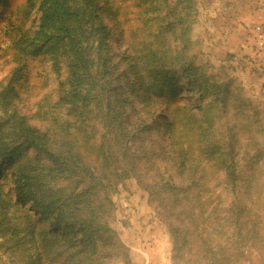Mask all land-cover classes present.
<instances>
[{"label":"rangeland","instance_id":"374dc122","mask_svg":"<svg viewBox=\"0 0 264 264\" xmlns=\"http://www.w3.org/2000/svg\"><path fill=\"white\" fill-rule=\"evenodd\" d=\"M150 1H114L118 14L107 19L112 53L116 61H122L126 49L123 32L126 42H139L138 33L162 32L160 39L163 36L165 41L160 46L170 48L174 57L177 95L172 97L169 90L155 94L148 113L160 116L170 105L182 117L186 118L184 106L196 116L190 120L193 135L185 150L189 157L186 169L167 160L166 125L157 126L151 136H144L145 141L139 138L132 145L136 157L131 175L109 190L111 225L121 249L128 252L131 264H264V45L255 31L257 23H264V0H252L241 17L233 0H210L209 4L195 0L191 13L187 9L189 15L183 9L184 1L155 0V7ZM24 2L3 0L0 9ZM182 15L186 18L181 23L177 19ZM39 16L33 12L27 25H37ZM152 17L155 24L147 22ZM170 20L174 23L167 30L165 24ZM1 25L0 84L12 80L14 103L29 118L39 99H45L46 109L55 111L58 85L51 64L43 57L31 58L14 77L13 54L4 51L6 37ZM188 61L200 69L184 68ZM121 67L128 70L126 64ZM189 79H195V84ZM56 111L63 117L69 115L66 107ZM176 127L184 140L182 126ZM205 127V134L198 135ZM135 129L128 125L130 136ZM144 142L150 148L145 149ZM151 146L158 153L156 164L146 158L150 153L143 152H151ZM218 151L225 153L219 171L212 166ZM21 153L19 159L23 160L36 152L26 148ZM11 169L9 164L0 165V185L8 192V200L0 201V264H30V214L36 209L28 199L17 200ZM193 175L196 183L189 185ZM232 177L237 178L235 184ZM168 179L174 184L160 188L159 181ZM40 219L37 229L51 226L49 219ZM211 248L219 254H212ZM110 249L113 254L104 247L101 252L108 261L119 264L117 249Z\"/></svg>","mask_w":264,"mask_h":264},{"label":"trees","instance_id":"16d2710c","mask_svg":"<svg viewBox=\"0 0 264 264\" xmlns=\"http://www.w3.org/2000/svg\"><path fill=\"white\" fill-rule=\"evenodd\" d=\"M114 1L25 0L14 8L0 9V25L6 37L4 51L12 52L15 64L13 76L18 77L27 61L39 56L51 64L58 85L55 111L46 109L45 99H39L29 118L14 103L12 80L0 84V165L12 168L9 174L17 200L28 199L36 209L34 215L30 214V264H115L101 252L103 247L110 254V247L117 249L119 264H131L111 225L109 190L131 175L136 157L132 145L139 138L145 141L144 136H151L157 126L166 125L170 146L167 160L182 170L187 168L185 150L192 144L190 120L196 114L184 106L186 118L182 117L172 112L170 105L160 116L148 113L155 94L160 96L169 90L172 97L177 95L172 51L160 46L165 41L163 36L160 39L162 32L138 33L139 42H126L123 32L126 49L122 61H116L107 20L110 14L115 18L118 14ZM180 1L187 3L183 9L191 13L195 0ZM150 5L155 7V0ZM36 11L40 13L38 24L28 26L29 16ZM185 18L182 15L177 20L182 23ZM147 22L155 24V18ZM173 23L168 21L165 28L171 29ZM185 30L181 32L186 36ZM122 63L128 66L127 71ZM183 66L200 69L193 61ZM188 82L195 84V79ZM59 107L69 110L68 117L56 111ZM129 124L136 127L131 136ZM179 125L184 140L177 131ZM206 130L202 128L198 135ZM26 148L35 155L19 159ZM144 148L150 145L144 142ZM150 151L143 152L150 153L146 158L156 164L158 153L154 146ZM224 155V151H218L213 158L212 166L217 171L221 170ZM169 179L159 181V187L166 189L174 184ZM236 181V177L231 178L232 184ZM195 183L193 175L189 185ZM7 195L0 185V201H5ZM41 217L49 219L51 226L37 229Z\"/></svg>","mask_w":264,"mask_h":264},{"label":"crops","instance_id":"0c3cea01","mask_svg":"<svg viewBox=\"0 0 264 264\" xmlns=\"http://www.w3.org/2000/svg\"><path fill=\"white\" fill-rule=\"evenodd\" d=\"M210 0H206V4H209ZM235 3V5L238 8V14L241 16H245L246 15V8L248 7V4H252V0H233ZM232 3V2H231Z\"/></svg>","mask_w":264,"mask_h":264},{"label":"built area","instance_id":"2783aa9c","mask_svg":"<svg viewBox=\"0 0 264 264\" xmlns=\"http://www.w3.org/2000/svg\"><path fill=\"white\" fill-rule=\"evenodd\" d=\"M259 17L261 18V15ZM255 31L260 45H264V23L263 22L257 23L255 25Z\"/></svg>","mask_w":264,"mask_h":264}]
</instances>
